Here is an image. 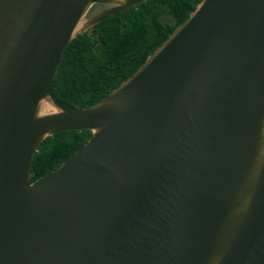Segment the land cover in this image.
Segmentation results:
<instances>
[{
	"label": "water",
	"instance_id": "obj_1",
	"mask_svg": "<svg viewBox=\"0 0 264 264\" xmlns=\"http://www.w3.org/2000/svg\"><path fill=\"white\" fill-rule=\"evenodd\" d=\"M146 1L0 0V264H264V0H201L91 107L54 94L67 44Z\"/></svg>",
	"mask_w": 264,
	"mask_h": 264
},
{
	"label": "trees",
	"instance_id": "obj_2",
	"mask_svg": "<svg viewBox=\"0 0 264 264\" xmlns=\"http://www.w3.org/2000/svg\"><path fill=\"white\" fill-rule=\"evenodd\" d=\"M200 1L147 0L76 36L65 47L53 82L56 98L76 109L101 101L189 17ZM90 137L88 130L66 131L43 140L31 161L29 183L57 169Z\"/></svg>",
	"mask_w": 264,
	"mask_h": 264
}]
</instances>
